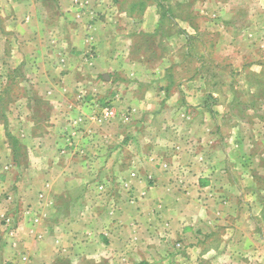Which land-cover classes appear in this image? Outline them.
Segmentation results:
<instances>
[{
	"label": "rangeland",
	"instance_id": "1",
	"mask_svg": "<svg viewBox=\"0 0 264 264\" xmlns=\"http://www.w3.org/2000/svg\"><path fill=\"white\" fill-rule=\"evenodd\" d=\"M40 1L48 19L39 40H30L37 23L15 21L11 0H0V201L10 203L11 217L34 208L45 221L36 227L45 238L31 243L35 264H81L78 257L90 251L108 263L115 222L109 205L115 203L133 213L117 217L122 229L129 223L131 264H264V0H82L84 12L65 20L83 32L87 22L95 23L103 52L117 53L111 58L123 72L112 73L104 61L86 62L84 77L69 69L80 68L75 57L63 61L71 55L63 39L71 31L55 4L70 9L72 0ZM140 20L145 27L135 23ZM107 109L113 119L105 118ZM63 147L71 151L64 154ZM80 148L87 154L75 151ZM166 156L172 167L166 174L185 178V163L201 178L190 193L180 186L182 203L174 194L163 203L171 210L167 217L154 184L163 173L154 163ZM151 159L154 182L144 185L154 189L150 201L127 198L119 185L110 190L112 178L149 173L144 166ZM50 179L58 192L71 182L73 197L85 194L62 202L73 216L54 217L51 231L38 197ZM205 180L213 186L204 188ZM99 183L103 190L96 193ZM85 206L99 216H78L77 207ZM1 220L0 227L11 224Z\"/></svg>",
	"mask_w": 264,
	"mask_h": 264
},
{
	"label": "crops",
	"instance_id": "2",
	"mask_svg": "<svg viewBox=\"0 0 264 264\" xmlns=\"http://www.w3.org/2000/svg\"><path fill=\"white\" fill-rule=\"evenodd\" d=\"M82 0H72V5L70 9H66L62 8L60 9V5L58 3L55 4V9L58 11L59 16H63L62 18V22L64 23V26L68 27L71 31L70 36H65L63 39L64 41L67 42V46H69V48H71V55L69 53L66 54V57H64L63 61H66V59L68 60H72V57L76 58V61L74 60L75 64H79L80 68H76L74 65L72 66L75 69H77V73H82L83 77L85 76V71L87 70L86 67V62L88 64V66H94L97 64V62H107L108 64L112 65L109 70H111L112 68L114 70L115 73L117 72V74H123V72L121 71V66L118 65V63L115 61L113 63L112 61V56L117 57V53L109 50V52H103L102 50V43L98 42L99 40V36L96 34V27H95V23L92 22H87L88 25L85 26L86 30L85 32L82 31V29H78V28H74L72 29L68 23V21L65 20L66 17H68V14H73L75 17H77V12H81V14L84 11H80L79 9H83L82 7ZM68 4V3H67ZM66 4V6H67ZM11 5L13 7V11H12V16H14V20L17 22L21 21L22 22L25 20L26 24L31 23L32 25L37 23V27L35 29H33V32L31 34V36L29 37V39H35L37 40L38 37L40 36L41 32H40V27L42 25L43 19L46 20L48 19V15L47 12L46 14L43 16L41 15V10H42V4L40 0H11ZM23 13L24 16L22 15ZM67 13V14H66ZM23 17V20H21L20 18ZM46 16V17H45ZM78 17H81V15H78ZM80 22H82V20H79ZM93 21V20H92ZM134 21V20H132ZM70 22V21H69ZM25 23V22H24ZM137 25L142 24L143 27H145V22L142 20L135 22ZM19 24V26L21 25ZM49 24V26H52L53 24H51V21L47 23V25ZM71 25H73V23H71ZM22 29V30H21ZM159 29V21H156L155 27H154V32L156 33L157 30ZM84 30V28H83ZM17 31H23V28H18ZM20 32V33H21ZM21 35H24V33L22 32ZM79 39H81V45L77 44L79 41ZM39 40V39H38ZM77 40V41H76ZM57 41V38H56ZM83 41V42H82ZM127 42V41H124ZM100 43V44H99ZM77 44V45H76ZM76 47V48H75ZM79 47V48H78ZM75 49V50H74ZM122 51L120 54L127 53L128 49L127 47L123 46ZM110 53V54H109ZM52 55H54L53 53H51ZM84 56H85V60H84ZM105 57H108L107 59H105ZM53 58V57H52ZM48 61V59H47ZM73 61V60H72ZM89 62V63H88ZM123 64V63H122ZM120 64V65H122ZM113 65H116L117 67L114 68ZM66 66V64L64 65V67ZM63 67V68H64ZM70 67V66H69ZM126 68V66H123ZM122 67V68H123ZM61 68V69H63ZM140 70L143 68H139ZM105 72H101L104 76L105 79H109L111 78V76L109 77L108 75H106L108 70H104ZM145 73L148 72V70L146 69L143 70ZM111 73V72H110ZM72 74V73H71ZM134 76V74H131ZM130 75V76H131ZM94 76V75H93ZM119 77V76H118ZM81 82V81H80ZM79 82V83H80ZM112 82V81H111ZM111 82L109 84H111ZM82 83H84L82 81ZM49 84L50 86H53L54 88H59V86H56L57 83H54L53 80H49ZM81 84H77L75 85L74 89L81 87L79 86ZM56 86V87H55ZM144 103V102H143ZM141 106H145V105H141ZM140 107V106H139ZM138 112L139 109L135 108ZM136 110H134L136 112ZM179 115V114H178ZM180 116V115H179ZM95 121L99 120L98 117H94ZM92 118V119H94ZM122 118L119 117L117 115L116 120ZM100 119H105L104 116L102 115V118L100 116ZM130 122V118H125L124 122L126 123ZM181 141V140H180ZM64 149L62 150V152L64 154L69 153V149L67 147H63ZM176 149L180 150V147L177 146L175 147ZM79 153H83V154H87V152L85 151L84 148H80V150H75ZM69 159V157H67ZM168 156H166L165 159L159 158L157 159V161L154 163L155 166H159V167H154L157 168L158 170L161 169L162 170V174L161 173H157V178L158 181L157 183H154L155 185L159 186L158 189V198L157 201L160 203L161 202V211L163 209V212L161 215L165 216L166 214H168L171 210H166V206H163V203L165 204V202L170 201L173 198V194L175 195L174 197V201H179L180 203H182L183 199L185 198V194L182 195V193L179 192L180 186L184 185L183 190L184 191H188V193H190V189H188V187H190V184H197V185H201V178H199V173L196 170L197 167L194 169L196 170V172L191 173V169H192V165L189 167H186L185 165L187 164H181L183 169H182V173H184L186 170H189L190 172H187L185 175V178H183L181 176V178H178L176 175L173 176L172 174H166L165 172H167L168 170H171L172 167L169 164V162L167 161ZM69 161V160H68ZM70 162V161H69ZM153 160L151 159L150 162H147L146 164L148 165L147 168L146 166L145 169L149 170V173L147 172L146 174H141L138 175V173L134 172H128L126 174V176L121 177V178H112L109 180V186H110V190L112 189H116L117 187H112V185L117 186L119 185V187L121 188L122 191H124L125 195L127 198H131V197H135L136 199H138V201L140 202V204L142 202L146 201H150V199H152L155 196V192H153L154 189H150V191L147 190V188L144 189V185L145 184H152V182H154L153 179V175L150 174V167H153L152 164ZM174 162H172L173 164ZM83 165V164H82ZM178 165V164H176ZM190 165V163H189ZM213 169V168H212ZM190 173V176H189ZM160 174V175H159ZM196 175V177H195ZM210 176L206 175V178H208ZM214 177H210L209 179H213ZM148 180H151L150 182ZM205 182H207L206 187L204 186V188H208L213 186V181H209V180H205ZM64 183V181H63ZM69 186L67 188V190H62L61 192H58L55 189V184L56 182H54L53 179H50L49 182H45L44 187L42 189V192H39L38 197L41 201H43V203L45 202L44 206V216L46 217V220L48 222L46 229H48L49 231L54 230V226L55 223L52 220L54 217L56 218H66L68 216H73L72 214V208H69L68 205L65 206V204L63 205L62 202H71L73 200H79L84 198L85 194L83 193V195L79 194L77 198L73 197L74 193L71 192V187L70 184L71 182H68ZM104 185V184H103ZM103 185L102 184H96L94 186V190L96 193H101V191L103 190ZM205 185V184H202ZM176 186H178V188H176ZM136 187L135 192L132 191V188ZM149 188H151L149 186ZM73 189V188H72ZM218 190H212V195L210 196V198L216 199L215 197L217 196ZM154 193V194H153ZM180 193V194H179ZM157 194V192H156ZM124 195V194H123ZM182 195V196H181ZM222 199H228L230 201V198L226 196L225 193H220ZM219 195V196H220ZM1 196V193H0ZM151 197V198H150ZM86 198H88L86 196ZM10 201H12L14 199V197L12 196V198L10 197ZM116 198H113V201H115ZM5 200V199H4ZM4 200H1L0 202H2V205H0V219L1 222L6 221V220H10L11 224H6V222H4L3 224H5L3 226L0 227V231L3 234H0V264H35V262L38 260L37 257V253L38 251L36 250V248L34 250H32L31 248V243H34L35 241H43V239L45 238L46 233L44 232V230H41L42 233L38 234L36 227H38L42 221V217L39 218V216L37 214H35L34 212V208L31 209H25L21 210V212L18 213V215H9L7 213V211L9 210L8 208V204H10L9 202H6ZM228 201V202H229ZM25 203V199L21 200V203ZM39 203V202H38ZM5 204V205H4ZM169 205V204H168ZM167 205V206H168ZM178 205V203L174 204ZM7 206V208H6ZM69 206H72L71 204ZM86 208L83 209V207H81V209H79L77 207V211H78V216H99V214H96L95 212H93L92 214L88 211V208H90V206H85ZM109 214L110 217H113L115 220V222L113 223V229L111 230L113 232V234L110 235V240L107 242L108 247H109V251H110V255L108 260V263L104 262L103 258L101 256H98L99 252L97 251H90V253H86L83 256H79L78 257V262H82L84 264H131L130 262V254L127 253V251L131 250L132 245L130 244V241L128 238H126V233L129 230V223L126 222V226L124 229H122L123 227H120L118 225V223H122L121 220L118 222L117 217H124V218H128L129 216L133 215V213L131 212V209H123L122 211H119V209H117V204L115 203L114 206L109 205ZM182 210L181 204H180V211ZM81 211H83L81 213ZM180 211L177 215V217L180 215ZM120 212V213H119ZM137 215L143 216L144 213L142 210H138V208L136 209ZM172 216V215H171ZM7 217V218H6ZM116 217V218H115ZM167 217V216H165ZM4 218V219H3ZM16 218L18 219V222L16 221ZM45 222V221H44ZM97 224V222H94ZM62 227H64V224H61ZM72 226V225H71ZM122 226V225H121ZM14 227L12 230L11 228ZM42 228V227H40ZM89 228V229H88ZM86 230H92L93 231V227H87L85 228V232ZM190 228H189V232H190ZM122 232H124V234H122ZM96 233V232H95ZM125 236V237H124ZM85 241H88L91 245V239L90 237L84 238ZM35 244V243H34ZM29 245V246H28ZM27 247H29V250H27ZM189 250L192 248V246L188 247ZM130 249V250H129ZM115 250V251H114ZM120 250V251H119ZM119 251V252H118ZM125 251V252H124ZM124 252V253H122ZM55 260L52 259L50 264H54ZM150 261V260H148ZM81 263V264H82ZM49 264V263H47Z\"/></svg>",
	"mask_w": 264,
	"mask_h": 264
},
{
	"label": "built area",
	"instance_id": "3",
	"mask_svg": "<svg viewBox=\"0 0 264 264\" xmlns=\"http://www.w3.org/2000/svg\"><path fill=\"white\" fill-rule=\"evenodd\" d=\"M104 116L106 119H113L114 118V112L110 109H107L104 111Z\"/></svg>",
	"mask_w": 264,
	"mask_h": 264
}]
</instances>
